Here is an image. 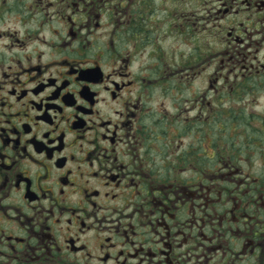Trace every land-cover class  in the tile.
Here are the masks:
<instances>
[{
  "label": "flooded vegetation",
  "instance_id": "obj_1",
  "mask_svg": "<svg viewBox=\"0 0 264 264\" xmlns=\"http://www.w3.org/2000/svg\"><path fill=\"white\" fill-rule=\"evenodd\" d=\"M165 26L204 41L176 70ZM182 66L188 117L150 119L152 77L178 94ZM252 88L264 0H0V264H264V116L228 106L240 132L208 133Z\"/></svg>",
  "mask_w": 264,
  "mask_h": 264
},
{
  "label": "rangeland",
  "instance_id": "obj_2",
  "mask_svg": "<svg viewBox=\"0 0 264 264\" xmlns=\"http://www.w3.org/2000/svg\"><path fill=\"white\" fill-rule=\"evenodd\" d=\"M189 25V24H188ZM188 27L184 26L181 28V31L186 30ZM151 29H148L147 32H150ZM164 34L162 35L159 34V31L157 33H155L154 35H156V37L154 38V40H158V42H156V45L159 47L160 50H162L164 53H166L168 56L170 55V61L168 62V65L165 64L164 67H169L171 70H173L175 67H171L170 65H172V60L176 61V52L181 49V53L183 55H185L186 57L189 55L190 53V47H192L193 49L197 50L198 48H202L204 45V41L203 38L199 39L198 36L199 34H197L196 39L191 42L192 45H190L189 43V47L184 45V43H180V41L177 40V38L175 36H173L172 38L167 37V35L169 34V32L172 33V31H170L168 26H165L160 32L164 31ZM162 35V36H160ZM164 36V37H163ZM189 36V32L185 31L184 36ZM163 37V38H162ZM142 38L143 35H142ZM150 38V37H147ZM151 50V46L148 45L146 50H143L142 54L143 55V60H146L148 62V64H152V56H154L153 53H150ZM172 56V57H171ZM183 60V59H182ZM177 62V61H176ZM170 64V65H169ZM154 68H158V64L153 63L152 64ZM151 67V65H150ZM178 68V67H177ZM177 68H175L174 70H176ZM187 69V68H186ZM183 68H181V77L179 78V84L180 85V91L178 94H176V88L174 86V80L171 76H168V72H166L164 74V78H161L158 80V82H154L155 77H152V82L150 83V86H152V96H150L149 98V103L148 106L152 109V112L150 114V119H160L161 115H165L164 113H168L169 118H174L176 117L178 120H183L185 117H188V112H189V108H191V104L193 101V97H194V92H195V88H202L203 87V80L199 77H196V80L193 82L191 80V78L188 80L185 76V72L189 71ZM173 72V71H172ZM172 72H170L172 74ZM190 73H192V71H189ZM179 73L176 74V76L179 77ZM247 92H249V94L245 95L246 97L244 101H239L240 105L236 104L234 101L229 103H224L222 104L221 101L216 102L215 105L212 107L213 110L217 107L221 108V110L219 109H215L214 110V114H213V123L211 126V130L210 134H212L214 136V140H216V136H220V135H233L235 132L239 133L241 128H236L234 129V127H230V123L227 124V120L229 121L230 119L234 118V117H240L242 120H247V114L248 112L245 111L243 114L240 110L238 109H234L235 111L233 112H228L227 111V107L231 106L233 108H240L241 105H245L244 107L248 108L249 112H253L256 116V119L258 117H261L259 114H261L262 116H264V93L259 92V90H256L254 88H252V90H248ZM261 97L260 98V104L257 106H252V104L250 103L253 100V97ZM248 97V98H247ZM244 104H243V103ZM253 108L255 110H253ZM161 109H164L163 112H160ZM219 112H223L222 114ZM177 114H179V117L177 116ZM216 115H218L217 117H215ZM227 115L229 117V119H227ZM192 116V114H191ZM219 118L220 120L216 119ZM238 118V119H240ZM263 118V117H261ZM214 119L216 121H218L219 123H215ZM237 120V119H234ZM258 124V122H256ZM173 128V127H172ZM182 127H180L181 129ZM204 129H208V127H203ZM242 128L245 130L246 127H244L242 125ZM264 128H262L261 130H263ZM198 130H201V127L198 126ZM197 135H200V133H197ZM213 140V141H214ZM185 145L189 144L190 139L188 137L184 138L182 141ZM223 143H221L220 145H224V146H231L233 143L228 141V140H222ZM199 139L197 140V144H199ZM204 141H202V144L204 145ZM261 153L264 151V142H261ZM244 166L245 164H249L245 158ZM253 163V162H251ZM250 163V164H251ZM260 168L257 167L256 165H254V167H252V169H254V172L257 171L256 169H260V174H262L264 176V160L261 159L260 160ZM252 166V165H251Z\"/></svg>",
  "mask_w": 264,
  "mask_h": 264
}]
</instances>
